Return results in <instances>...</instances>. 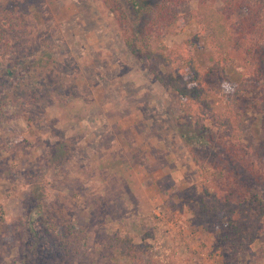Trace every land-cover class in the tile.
I'll list each match as a JSON object with an SVG mask.
<instances>
[{
  "label": "rangeland",
  "instance_id": "1",
  "mask_svg": "<svg viewBox=\"0 0 264 264\" xmlns=\"http://www.w3.org/2000/svg\"><path fill=\"white\" fill-rule=\"evenodd\" d=\"M198 1L178 0V9L186 13ZM24 2L20 35L7 31L0 42V73L27 61L40 72L16 104L0 112V264H22L23 257L27 264H129L109 245L115 233L132 234L138 244L158 239L172 264H264V206L256 202L251 212L263 233L247 250L235 251L218 244L227 222L214 217L213 202L200 188L204 174L213 172L226 190L238 187L237 167L248 168L263 187L264 110L247 107L245 128L233 137L222 112L165 88L149 65L156 63L162 74L173 68L154 59L144 63L124 40L126 27L144 28L151 12L123 27L106 0ZM199 31L189 26L167 42L192 39L206 69L213 58L208 33ZM250 65L255 69L256 62ZM226 73L209 80L227 92L242 74L232 65ZM263 85L262 76L242 99L263 98ZM180 133L189 143L209 133L210 146L191 152ZM34 183L45 188L42 214L28 204ZM27 217L37 232L22 240ZM70 229L85 233L72 258L63 246Z\"/></svg>",
  "mask_w": 264,
  "mask_h": 264
},
{
  "label": "trees",
  "instance_id": "2",
  "mask_svg": "<svg viewBox=\"0 0 264 264\" xmlns=\"http://www.w3.org/2000/svg\"><path fill=\"white\" fill-rule=\"evenodd\" d=\"M24 1L0 0V42L7 36V31L16 37L20 35L21 24L25 22L28 13ZM177 1L159 0L149 6L143 5L141 0H106V3L123 27L135 19L140 21L144 13L151 12L148 16L152 15V20L147 22L144 28L130 27L129 31L126 27L124 40L129 51L144 63L154 59L164 66L172 67V71L162 74L156 63L149 65L156 79L185 101L195 102L212 112H222L226 116L229 132L233 137L238 136L245 128V109L257 106L264 110V97L249 102L242 99L247 91H255L258 88V80L262 76L264 78V46L260 45V41L264 39V0H224L221 7L217 6L216 1L199 0L196 7L186 13L179 11ZM192 25L200 28L198 34L208 33L213 62L206 69L192 51V39L186 38L171 44L167 42L168 37H177ZM252 60L256 62L255 69L250 65ZM231 65L242 74V78L226 92L221 84L209 79L217 71L228 78L226 72ZM39 72L40 66L34 61L16 62L13 67L2 70L0 112L16 104L14 98L19 95L18 92L21 89H29ZM180 134L185 142L189 143L186 135ZM211 138V135L206 133L196 141L190 139V151L194 148L207 151ZM66 156L63 154L61 158L57 157L58 162ZM217 164L215 162V166ZM232 172L235 177L242 176L238 187L230 186L229 190H226L213 172L204 174L200 188L203 196L210 197L213 202L214 217L225 219L227 222L225 231L217 236L218 244L242 251L247 250L263 233L262 227L253 223L251 212L258 207L257 203L264 206V172L261 174L263 187L260 189L253 183V178H250L253 172L248 173V168L240 171L237 167ZM44 189L40 183H34L31 187L28 204L35 208L37 214L43 212ZM248 194L253 195L251 197ZM204 204L205 201L202 206ZM203 208L208 210L206 205ZM27 220H30L29 217ZM33 222L31 219L28 229L25 228L22 240H27L28 235L30 237L37 232ZM84 234L83 230H69V241H63L64 252L69 258L79 249L75 247L76 244L81 245L85 241ZM153 239V243L143 241L138 244L132 234L115 233L108 241L111 247L119 249L121 257L129 260V264H172L169 257L159 251L158 239ZM82 246L85 247V244ZM22 261V264H27L26 257H23Z\"/></svg>",
  "mask_w": 264,
  "mask_h": 264
}]
</instances>
